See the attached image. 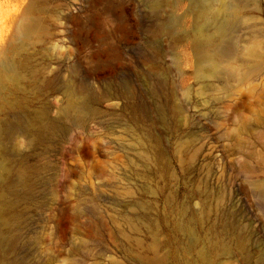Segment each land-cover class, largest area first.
I'll return each instance as SVG.
<instances>
[{
  "label": "rangeland",
  "instance_id": "374dc122",
  "mask_svg": "<svg viewBox=\"0 0 264 264\" xmlns=\"http://www.w3.org/2000/svg\"><path fill=\"white\" fill-rule=\"evenodd\" d=\"M208 2L0 0V264H264V0Z\"/></svg>",
  "mask_w": 264,
  "mask_h": 264
},
{
  "label": "bare ground",
  "instance_id": "6f19581e",
  "mask_svg": "<svg viewBox=\"0 0 264 264\" xmlns=\"http://www.w3.org/2000/svg\"><path fill=\"white\" fill-rule=\"evenodd\" d=\"M196 2H198V10L199 11H204L209 9V2L208 0H195ZM224 3L226 1H228V3H233V4H242L244 2H248L250 0H222ZM230 23L228 20H225L224 22L220 23L217 32H218V36H219V43L218 45L215 47V49L212 51L211 54H206L204 57L209 61L210 65L212 67H217L218 66V62L222 59H226L229 56H231L234 52V48H235V44L233 39L231 38L230 34H229V28H231L232 26H230ZM35 26V22L32 20H28V19H24L20 25L18 26V31L21 34H29V32L34 28ZM10 68V63L7 62L6 60H3L0 62V74H2L5 69H9ZM1 76V75H0ZM88 97H86L81 105V107L78 108H72V110H77L79 111L81 108H83L86 105V101H87ZM1 130H0V137H1ZM25 185V181H24V176L22 174L18 175V183L17 186H23ZM9 192L7 193H13L14 189L12 188L11 190H8ZM256 192L259 194V196L261 198L264 199V183L260 184L256 187ZM6 239L5 234H3L0 231V244L4 243Z\"/></svg>",
  "mask_w": 264,
  "mask_h": 264
}]
</instances>
